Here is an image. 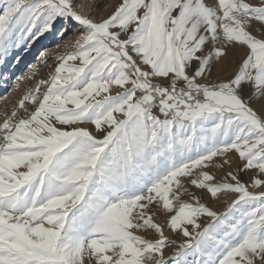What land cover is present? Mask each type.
I'll return each mask as SVG.
<instances>
[{
	"label": "snow or ice",
	"instance_id": "1",
	"mask_svg": "<svg viewBox=\"0 0 264 264\" xmlns=\"http://www.w3.org/2000/svg\"><path fill=\"white\" fill-rule=\"evenodd\" d=\"M85 7L0 8V67L65 47L0 123V264H264V0ZM233 153L250 183L206 170ZM222 193L223 213L204 203Z\"/></svg>",
	"mask_w": 264,
	"mask_h": 264
},
{
	"label": "rangeland",
	"instance_id": "2",
	"mask_svg": "<svg viewBox=\"0 0 264 264\" xmlns=\"http://www.w3.org/2000/svg\"><path fill=\"white\" fill-rule=\"evenodd\" d=\"M5 0H0V8L4 6ZM120 0H103V3L107 4L108 7L102 8L100 12H96L94 8H88L87 6L89 4L95 5L97 3V0H83L85 7V11H89L94 18H99L100 16L106 17L109 15L116 5H118ZM208 3H214V0H207ZM250 2H258V0H250ZM104 13V14H103ZM2 14V12H0ZM74 39V37L72 38ZM57 43V41H55ZM52 43L51 38L42 39L41 47L38 48L36 46V43L31 47L35 49V52L32 54V58L29 59V61H24V54L30 50L31 48H22L19 50V57L20 61L19 63H15L14 57L16 56V53H13L12 57H9L7 62L0 67V123L3 122V118L6 115H10L11 111L18 105L20 99L27 94L29 91H32L35 89L38 81L41 79H47L48 73L53 70L55 61L52 59L54 56L61 54L65 51L64 43H61L60 47L57 48L54 44L52 46V51L46 52L48 55V66H42L40 63H38V56L39 52H44L45 50H42V46H49ZM42 50V51H41ZM34 55V56H33ZM37 55V56H36ZM238 62V61H237ZM35 64L39 71L34 76V78L29 79L28 77L31 76L30 66ZM18 77H24L23 80H17ZM116 89H113L112 94H115ZM233 157V162L230 165H225L223 171L215 169V168H209L206 169L210 173H215L217 176V181H221L224 178V174L227 171H232L234 174H238L242 182L250 183L253 173L247 172V173H239L238 168L240 167V162L238 160L237 154L233 153L231 154ZM223 158L217 157L216 162L219 163ZM190 187V189L195 192L197 195L200 194V191L198 189L192 188L190 185H187ZM250 191L259 192L260 189H249ZM184 200H188V197H183ZM235 199V195H229V194H220L219 198L217 200H214L212 202H209L207 198H205L204 203L208 204L212 210L217 211L218 213H223L226 211L228 205L231 203V201ZM166 217L163 215H158L156 217V222L161 223L165 226V235L168 236L169 240H175L178 243L181 242L184 238L179 235H173L171 231L166 226ZM202 223H206L207 219L202 218ZM147 235V234H145ZM148 238L150 239H156L155 234L148 235ZM173 248H167L165 250V255H171L173 252Z\"/></svg>",
	"mask_w": 264,
	"mask_h": 264
},
{
	"label": "bare ground",
	"instance_id": "3",
	"mask_svg": "<svg viewBox=\"0 0 264 264\" xmlns=\"http://www.w3.org/2000/svg\"><path fill=\"white\" fill-rule=\"evenodd\" d=\"M104 14V13H103ZM52 39V43L49 45V46H47V48H46V46L44 47V46H42V50L44 49H46L45 51L46 52H49V53H51L50 51H52V46H54V44L56 43L55 41V39H53V38H51ZM41 44H42V39L40 40V41H38V42H36V46H38V48L39 47H41ZM35 49H36V47H34V48H31L30 50H28L25 54H24V61H29V59H31L32 58V54L35 52ZM41 50V51H42ZM44 51V52H45ZM40 53H42V52H39L37 55H39ZM36 55V56H37ZM34 56V55H33ZM47 57H48V55L46 54V59H47ZM1 72V71H0ZM1 74V73H0Z\"/></svg>",
	"mask_w": 264,
	"mask_h": 264
}]
</instances>
